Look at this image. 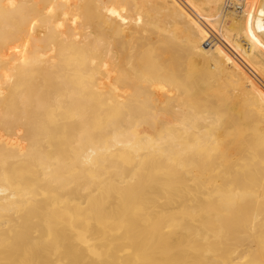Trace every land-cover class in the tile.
Masks as SVG:
<instances>
[{"label": "bare ground", "instance_id": "1", "mask_svg": "<svg viewBox=\"0 0 264 264\" xmlns=\"http://www.w3.org/2000/svg\"><path fill=\"white\" fill-rule=\"evenodd\" d=\"M14 15L23 30L4 49L23 67L0 66V260L69 258L64 244L41 254L78 229L59 214L106 188L136 264L160 243L186 245L185 264H264V0H0L2 33ZM140 169L147 187L130 185ZM83 177L98 181L86 191Z\"/></svg>", "mask_w": 264, "mask_h": 264}, {"label": "rangeland", "instance_id": "2", "mask_svg": "<svg viewBox=\"0 0 264 264\" xmlns=\"http://www.w3.org/2000/svg\"><path fill=\"white\" fill-rule=\"evenodd\" d=\"M89 15L84 14V20L88 21ZM7 25L9 27L7 28L8 32L2 33L0 31V66L3 64H6L7 67L5 70H8L9 68L14 69V71L18 68L21 69L22 64L16 59L17 58V50L12 49L13 51L11 53H6V50L4 49L5 46V40L4 36L7 35L11 41H17L18 40V32L23 30V24L17 18V16H12L10 20H8ZM128 29V28H127ZM58 34V33H57ZM43 40L44 38L41 37ZM65 47H56L55 51L57 53V56L63 57L64 55V49ZM72 52L69 51V54L65 56V58H71ZM59 59V58H57ZM139 60V59H138ZM87 97L90 98V94H87ZM99 122V118H97ZM90 124L91 127L96 128L97 121L96 118L91 117L90 118ZM96 125V126H95ZM251 131V129L249 130ZM245 133V132H242ZM240 133V134H242ZM240 134H227L223 136L222 138L225 140L231 139L233 137L237 138L240 137ZM149 160V169L151 170V165H153V160L151 157ZM124 165L128 166L130 165V162L127 159L121 160ZM152 173L149 172L147 174L146 170H138L134 175L132 182H130L131 186L136 187H147L149 179L151 177ZM118 176H113L112 179H117ZM94 182L98 181L97 178H88L83 177L79 180V183L83 185V188L87 187L86 191L89 187H92L94 185ZM111 183V182H110ZM167 186H170V183L167 184ZM160 190V189H159ZM163 192V190H161ZM161 195V194H160ZM161 197V196H160ZM111 197L108 196V190L106 188L101 189V191L98 193V196L92 200V203L88 205L85 209L79 211V212H73L71 209H67L59 214V216L63 219H65L70 213L74 215L73 220L76 223V226L78 229L73 231L70 234L61 235L60 238H69V240L64 241L62 243L61 241L54 242L51 250H49L50 246L48 245L44 252L41 251V254L43 253H50L55 252L58 249L57 246L64 244V247H60L61 250L63 248H70V256L67 259H58L54 257L53 264H136V248L133 246L132 242H122L118 241L117 237L120 236L121 233H124L125 238H131V230L123 229L120 227L119 222L124 219V212H122V216L119 219L116 218L115 214H109L104 213L102 209H104L107 205L111 202ZM133 208V206H130V208H127L125 211H129ZM179 211V210H178ZM181 215H190V211L183 210L177 212ZM233 215V213H230ZM98 223L100 225L95 226V224ZM151 230L154 229V227L150 228ZM148 235H151L154 238H156L153 231L148 232ZM229 236V231H225L223 236H221L217 242H226L227 237ZM57 245V246H56ZM2 246L0 242V247ZM187 246H179L178 248L174 250H170L167 248V246H164L160 243L158 248L152 247V248H145L144 249V257L146 258L145 262L146 264H185L182 262L181 259L184 257V251L188 250L186 248ZM4 249L3 247L0 248V250ZM175 257L176 259L171 260V257ZM0 264H38L36 261H24L16 258H11L10 260H0Z\"/></svg>", "mask_w": 264, "mask_h": 264}]
</instances>
